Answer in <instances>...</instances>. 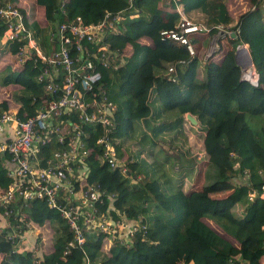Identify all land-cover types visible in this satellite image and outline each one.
<instances>
[{
  "label": "trees",
  "instance_id": "obj_1",
  "mask_svg": "<svg viewBox=\"0 0 264 264\" xmlns=\"http://www.w3.org/2000/svg\"><path fill=\"white\" fill-rule=\"evenodd\" d=\"M10 1L46 54L58 49L55 36L62 23L70 24L77 15L84 22H97L105 11L126 5V0ZM181 1L196 21L238 25L239 33L226 39L228 45L219 42L216 51L222 55L202 61L201 74L198 47L207 45L215 28L206 33L207 39L194 41L196 54L189 57L183 46L160 36L159 28L174 20L175 12L163 0H134L138 12L125 14L123 31L105 34L119 57L102 68L100 81L115 104L108 135L117 167L107 163L97 142L102 125L84 123V142L92 150L81 162L86 177L80 183L82 189L96 190L98 199L91 202L87 196L83 202L75 188L66 200L81 211L85 241L68 245L73 231L56 207L44 199L25 202L15 194L6 206L0 205V264H85L86 254L92 263L101 264H264V196H249L264 182V7L252 0L256 6L241 11L235 21L230 0ZM3 28L0 25V114L11 111L21 122L52 95L35 79L45 63L34 60L30 50L26 58L19 57L26 40L2 41ZM241 42L248 44L257 84L241 76L235 59ZM81 43L95 49L99 44ZM68 47L75 53L73 42ZM169 64L175 67L171 72ZM186 112L197 117V125L185 118ZM51 119L71 121L74 114L64 112ZM2 133L8 134L7 127ZM61 146L56 139L39 142L31 159L53 163ZM9 157L7 151L0 153V191L11 182ZM201 160V188L186 192L183 184L189 183ZM122 167L125 172L118 169ZM5 208L11 212L4 214ZM99 212L142 225L125 242L115 239L107 245L108 239L101 242L102 232L85 222L87 214ZM25 213L40 224L33 228H39L34 241L43 249L41 258L35 256V248L10 236Z\"/></svg>",
  "mask_w": 264,
  "mask_h": 264
},
{
  "label": "built area",
  "instance_id": "obj_2",
  "mask_svg": "<svg viewBox=\"0 0 264 264\" xmlns=\"http://www.w3.org/2000/svg\"><path fill=\"white\" fill-rule=\"evenodd\" d=\"M163 1L175 12L176 17L169 24L159 28L160 36L162 39L183 46L189 57L196 54L193 40L196 34L209 33L212 27L215 28L205 52V58H207L216 52L220 41L239 33L238 25L234 27L231 24L221 23L209 26L204 22L196 21L186 12L181 0ZM260 5L264 7V0H260ZM255 6V2L252 1L250 5H246L244 10ZM137 12L134 0H126L123 8L105 11L103 17L97 22H84L82 17L77 15L70 24L62 23L59 26L58 36H55L59 47L46 54L38 46L35 38L26 31L20 9L10 0L0 3V25L4 26L1 40L21 38L26 40L25 50L21 49L20 54L22 55L18 56L26 58L30 50V55L32 53L36 55L34 60L39 59L45 63L35 79L43 82L52 95L35 115L25 121H18L11 111H4L0 114V153L7 151L11 154L10 160L7 159L11 165L9 170L11 182L6 189L0 191V205L6 206L15 194L22 196L25 202L31 199H44L49 207H56L60 215L67 219L73 231V239L68 245H82L85 236L81 229V211H78V205L67 204L66 200L73 197L75 188L78 189L77 198H81L83 202L86 201L87 196L91 198V202L98 199L96 190L82 189L80 183L86 177V165L81 162L92 150L84 142L85 131L82 128L84 123L96 122L102 125L104 132L97 142L102 144L107 163L113 169L117 167L118 158L115 154L114 143L108 135L114 125L112 115L115 104L108 99L107 89L103 87L102 82L100 84V81L102 80V68H108L110 64L115 63L119 52L110 48V41L105 40V34H120L124 29L125 14L129 13L133 16ZM239 14L240 12L237 15ZM81 40H85L88 46L97 45V42L99 44L96 49L95 46L88 48L82 45ZM71 42L75 45V53L69 50L68 44ZM240 47L248 48V44L238 43L236 48ZM244 57L245 54L241 53L240 58ZM16 60L17 64L18 59ZM174 69V64H169L168 71L171 72ZM245 77L257 83L253 78L254 75L250 74ZM64 112H72L74 120L60 119L59 123H53L51 118ZM6 127L8 134H3L2 130ZM51 139L58 140L62 145L55 151L56 161L48 162V164L33 162L31 152H35L37 144ZM118 169L125 172V167ZM258 193L264 196V182L260 184L259 190L253 188L249 196L254 198ZM10 212L11 209H4V214ZM17 216L18 214L15 218ZM30 219L26 213L23 214L20 217V224L12 230L10 236L16 238L19 243L26 244L27 247L35 248L34 250L37 251V253L34 252L35 256L41 258L42 253L40 252H43V249L35 246L34 241L39 228L34 229L37 223ZM85 222L88 227L102 232L104 237L101 242H104L106 238L109 240L107 245L115 239L125 242L139 225H142L139 222L132 224L120 217H112L105 212L87 214ZM30 237L33 240L29 241ZM1 257L0 254V259ZM38 258L35 260L37 261ZM84 261L85 264H101V262L92 263L87 254Z\"/></svg>",
  "mask_w": 264,
  "mask_h": 264
},
{
  "label": "rangeland",
  "instance_id": "obj_3",
  "mask_svg": "<svg viewBox=\"0 0 264 264\" xmlns=\"http://www.w3.org/2000/svg\"><path fill=\"white\" fill-rule=\"evenodd\" d=\"M250 3H252V0H231L229 9H230L231 13L233 14V16H236L239 12L243 11L246 8V5H250ZM223 42L225 44H227V40H224ZM205 50L206 49H204L202 51L201 58H203V54H204ZM220 54H221V52H215L212 55V57L218 59ZM7 58L10 60H13V61L15 59V58L12 59L11 56H8ZM202 61L203 60L200 59V63H199V68H200L201 74H203V69H204ZM204 167H205V161L204 160H201V161L195 163V168L192 172L193 173L192 177L190 179H188L189 183L184 182V184H183V187L185 188L184 190L186 192H191L193 190H197V189L201 188L200 185H201V181H202V177H203ZM177 169H178V166H175V170H177ZM30 240H33V238L30 237L29 241ZM180 263H182V262H180Z\"/></svg>",
  "mask_w": 264,
  "mask_h": 264
},
{
  "label": "water",
  "instance_id": "obj_4",
  "mask_svg": "<svg viewBox=\"0 0 264 264\" xmlns=\"http://www.w3.org/2000/svg\"><path fill=\"white\" fill-rule=\"evenodd\" d=\"M244 53L245 56L247 57L248 63L245 64V60H241L240 54ZM235 59L238 64L241 66V76L242 78H246L245 76H248L252 74L253 72V63H252V58L250 55L249 50L246 47H240L235 49ZM185 118L189 120L190 123L197 125L198 124V119L195 115L191 114L190 112L185 113Z\"/></svg>",
  "mask_w": 264,
  "mask_h": 264
},
{
  "label": "crops",
  "instance_id": "obj_5",
  "mask_svg": "<svg viewBox=\"0 0 264 264\" xmlns=\"http://www.w3.org/2000/svg\"><path fill=\"white\" fill-rule=\"evenodd\" d=\"M189 15H190V14H189ZM192 15H194V13H193ZM206 35H207L206 33H199V34H196L195 37H193V40H194V41H195V40H198V38H200L201 36H202V37H205ZM207 37H208V36H206L205 39H207ZM209 41H210V39H209ZM209 41H208V43H209ZM208 43H207V45L203 44V45H200V46L198 47L199 55H200V56H201V54H202V51H203L204 49L207 48ZM202 180H203V177H202ZM201 183H202V181H201ZM200 187H201V185H200Z\"/></svg>",
  "mask_w": 264,
  "mask_h": 264
},
{
  "label": "clouds",
  "instance_id": "obj_6",
  "mask_svg": "<svg viewBox=\"0 0 264 264\" xmlns=\"http://www.w3.org/2000/svg\"><path fill=\"white\" fill-rule=\"evenodd\" d=\"M171 43H173V42H171ZM237 46V45H236ZM207 49V48H206ZM218 49V48H217ZM236 49V48H235ZM248 49V48H247ZM249 50V49H248ZM205 52H206V50H205ZM205 52H204V54H203V58H202V60L203 61H205V60H207L209 57H207V58H205ZM217 52V51H216ZM215 53V52H214ZM213 55V54H212ZM211 55V56H212ZM222 54H220L219 55V57L221 56ZM241 60H245V58H241ZM253 63V62H252ZM253 65V64H252ZM169 66V65H168ZM167 70H168V68H167ZM169 72V71H168ZM256 73L257 74V72L255 71V68H254V65H253V72H252V75H253V73ZM253 78H255L256 79V82H257V80H258V74L256 75V76H254ZM244 79H248V78H244ZM248 80H250L251 82H253L252 81V79H248ZM254 83V82H253ZM254 84H257V83H254ZM2 255V254H1ZM2 257H3V255H2ZM2 257H1V259H0V262L2 261Z\"/></svg>",
  "mask_w": 264,
  "mask_h": 264
},
{
  "label": "bare ground",
  "instance_id": "obj_7",
  "mask_svg": "<svg viewBox=\"0 0 264 264\" xmlns=\"http://www.w3.org/2000/svg\"><path fill=\"white\" fill-rule=\"evenodd\" d=\"M247 63H248L247 57L245 56V64H247ZM253 75L256 76L257 74L254 72Z\"/></svg>",
  "mask_w": 264,
  "mask_h": 264
}]
</instances>
